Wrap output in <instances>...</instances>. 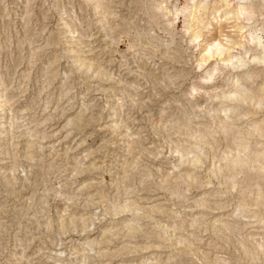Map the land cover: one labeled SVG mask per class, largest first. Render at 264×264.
<instances>
[{
  "label": "rangeland",
  "instance_id": "obj_1",
  "mask_svg": "<svg viewBox=\"0 0 264 264\" xmlns=\"http://www.w3.org/2000/svg\"><path fill=\"white\" fill-rule=\"evenodd\" d=\"M237 4L0 0V264H264V1ZM220 26L236 68L200 60Z\"/></svg>",
  "mask_w": 264,
  "mask_h": 264
},
{
  "label": "bare ground",
  "instance_id": "obj_2",
  "mask_svg": "<svg viewBox=\"0 0 264 264\" xmlns=\"http://www.w3.org/2000/svg\"><path fill=\"white\" fill-rule=\"evenodd\" d=\"M244 1H249V0H238V4H237V6H235L234 8V10H233V12H234V15L237 17V19H239L240 18V16H242V15H244V17H242L245 21H249V20H252L253 19V17L255 16V12L256 11H254L253 10V7H251L250 5H248V6H246V5H244L243 3H244ZM262 1H264V0H262ZM224 2V1H223ZM226 3V2H225ZM228 5V4H227ZM199 8V7H198ZM197 9V8H196ZM217 9V8H216ZM194 10V9H193ZM230 10V9H229ZM195 11V10H194ZM197 12V11H196ZM228 12H230V11H228ZM232 12V13H233ZM259 14H260V12H258ZM227 14H229V13H226V15ZM199 17H196V22H197V24H199L200 25V23L201 22H203L201 19L202 18H200L201 16L200 15H198ZM225 16V15H224ZM235 16H233V17H235ZM194 17H195V15H194ZM225 18H227V17H225ZM195 20V19H194ZM236 20V19H235ZM240 20V19H239ZM238 21V20H237ZM195 22V23H196ZM196 24V25H197ZM244 25V24H243ZM236 26V25H235ZM234 26V27H235ZM190 27V26H189ZM237 27V26H236ZM252 27V26H251ZM190 29V28H189ZM195 29V28H194ZM239 29H240V27H239ZM242 29H244V26L243 27H241V29H240V32H241V30ZM191 30V29H190ZM198 30V29H197ZM193 31V30H192ZM217 31H218V36L216 37V35H215V37L212 39H210L208 42H207V44H206V47L204 48L205 49V53L203 54V55H201L202 57H200L201 59V61L202 60H204V61H206L208 58H210V57H212L214 54H216L217 55V57H219V60H218V62H217V65H214V70H220V68L218 67V64L219 63H221V64H224V65H226V66H228V65H232V64H234L233 63V61H232V59H230V58H232V57H230V58H226V57H221L220 55H221V51H220V48L221 47H223L222 45H221V41H220V36H221V34L220 33H222V26H220L218 29H217ZM239 31V30H238ZM247 31H249V34H248V38L245 40L248 44H250L249 42H253V43H255L256 44V46H257V48H256V53L252 56V60H254V61H263L264 62V41H262V39H261V37H260V35L259 34H257V33H255V29H251V30H247ZM258 31V30H257ZM191 32V31H190ZM224 32V31H223ZM199 33H200V31L199 32H195V30H194V33L192 32V35H191V33H190V35L192 36V38H194V40H197L198 39V37H199ZM217 33V32H216ZM225 34H226V32H225ZM227 35V34H226ZM193 40V39H192ZM241 40H242V38H241ZM235 41V42H234ZM231 44H232V46L234 45V46H237V47H241V48H243V52L242 53H239L240 55H237L238 56V58L236 59V57H235V64H234V66H233V68H236V67H238V65H240V64H238V62H242L243 61V57H247L248 56V52H249V50L248 49H244V47H242L241 46V43H239V42H237L236 40H234ZM241 42V41H240ZM222 49H224V48H222ZM251 49V48H250ZM243 56V57H242ZM208 57V58H207ZM248 59V58H247ZM200 61V63H202ZM203 61V62H204ZM205 63V62H204ZM200 66V65H199ZM235 85V84H234ZM237 85V84H236ZM239 86V85H238ZM261 90H264V80L262 81V84H261ZM237 90V89H236ZM239 90V89H238ZM241 90V89H240ZM243 90V89H242ZM231 92H233V91H231ZM261 92V91H260ZM222 93V92H221ZM224 93H226V95L224 94ZM224 93H222V94H218L219 95V97L218 98H220L219 100H226V99H228L229 101H236V100H241L243 97H242V95L240 94V92H238V91H235L234 93H232L231 94V96H228L229 94H227L228 92H224ZM224 94V95H223ZM261 95V94H260ZM251 96H253V95H251ZM217 97V96H216ZM254 97H255V95H254ZM253 97V98H254ZM261 97V96H260ZM259 97V98H260ZM264 97V96H263ZM245 99V98H244ZM251 100H252V98H251ZM264 100V99H263ZM244 101V100H243ZM249 102H251V103H254L253 105H255V104H257V106L258 105H260L261 103H262V97L260 98V99H255V100H252V101H249ZM227 104V103H226ZM225 109V108H224ZM226 110V109H225ZM227 111H228V109H227ZM218 124V123H217ZM255 129V128H254ZM253 130V129H252ZM259 130V128H257V129H255V131H258ZM253 132H254V130H253ZM252 132V133H253ZM244 146V145H243ZM241 147V146H240ZM244 148H245V146H244ZM243 149V148H242ZM244 150V149H243ZM240 151V150H239ZM245 151V150H244ZM246 156V155H245ZM239 162V161H238ZM244 163V162H243ZM245 164V163H244ZM263 166V165H262ZM264 169V168H263ZM244 202V201H243ZM245 203V202H244ZM124 205V204H123ZM242 205V204H241ZM244 205V204H243ZM246 206V205H245ZM254 206V205H253ZM260 206V205H259ZM126 207V206H125ZM124 207V208H125ZM255 207V206H254ZM257 207H258V205L256 206V209H257ZM259 208V207H258ZM122 209V208H121ZM255 209V210H256ZM261 209V208H260ZM121 211V210H120ZM262 211V210H261ZM258 212V211H257ZM258 214H260V213H258ZM260 216H261V214H260ZM263 217V216H262Z\"/></svg>",
  "mask_w": 264,
  "mask_h": 264
}]
</instances>
